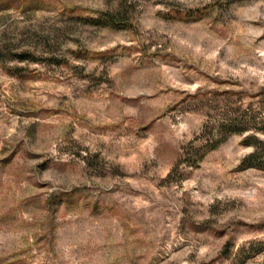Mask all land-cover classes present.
Returning a JSON list of instances; mask_svg holds the SVG:
<instances>
[{"label": "rangeland", "instance_id": "obj_1", "mask_svg": "<svg viewBox=\"0 0 264 264\" xmlns=\"http://www.w3.org/2000/svg\"><path fill=\"white\" fill-rule=\"evenodd\" d=\"M263 97L264 0H0V264H264Z\"/></svg>", "mask_w": 264, "mask_h": 264}, {"label": "trees", "instance_id": "obj_2", "mask_svg": "<svg viewBox=\"0 0 264 264\" xmlns=\"http://www.w3.org/2000/svg\"><path fill=\"white\" fill-rule=\"evenodd\" d=\"M106 22H103L102 19L94 21L95 23H100L103 26H113L117 20L110 13H107L105 16ZM263 105V114L256 117L258 114L251 111H247L244 115H241L237 119H230L219 123L218 132L214 135L212 127L209 129V126H206V139L209 146V149H215L220 144L224 143L231 135L234 134H244L248 131L261 132L264 134V97L262 98ZM209 130H211L209 132ZM215 137V138H214ZM247 143L254 146L255 151L252 153L245 161L254 167L264 169V141L258 140L256 136H250L247 138Z\"/></svg>", "mask_w": 264, "mask_h": 264}]
</instances>
